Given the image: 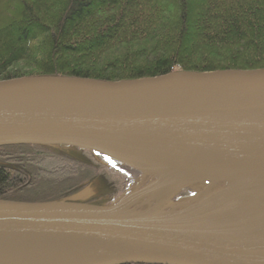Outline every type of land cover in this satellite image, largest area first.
<instances>
[{"label": "water", "instance_id": "water-1", "mask_svg": "<svg viewBox=\"0 0 264 264\" xmlns=\"http://www.w3.org/2000/svg\"><path fill=\"white\" fill-rule=\"evenodd\" d=\"M18 144L68 145L200 177L175 190L227 185L144 207L82 201L88 186L67 199L0 198V264H264V234L248 237L253 219L223 215L248 197H220L229 176L264 183V68L3 79L0 146Z\"/></svg>", "mask_w": 264, "mask_h": 264}, {"label": "trees", "instance_id": "trees-1", "mask_svg": "<svg viewBox=\"0 0 264 264\" xmlns=\"http://www.w3.org/2000/svg\"><path fill=\"white\" fill-rule=\"evenodd\" d=\"M257 68L264 0H0V80ZM121 175L86 149L0 146L1 199H67L88 186L82 201L108 204L122 190Z\"/></svg>", "mask_w": 264, "mask_h": 264}, {"label": "bare ground", "instance_id": "bare-ground-1", "mask_svg": "<svg viewBox=\"0 0 264 264\" xmlns=\"http://www.w3.org/2000/svg\"><path fill=\"white\" fill-rule=\"evenodd\" d=\"M142 169L152 171L151 167H143ZM155 173L158 175V181L153 185L156 196H159L163 192H172L177 187L190 182L197 181L200 179L199 176L183 175V174H171L169 172L156 170ZM215 178H211L214 180ZM229 185L227 192L220 196L227 200H241L245 201L246 197L249 199L247 204H241L236 210H227L223 212L225 217H236L244 216L251 217L253 219V226L255 230L253 233H248V237L258 238L261 234H264V189H257L264 183L258 184V180L229 176ZM215 183V182H213ZM222 198V199H223ZM210 206L204 208L201 212L209 210Z\"/></svg>", "mask_w": 264, "mask_h": 264}, {"label": "rangeland", "instance_id": "rangeland-1", "mask_svg": "<svg viewBox=\"0 0 264 264\" xmlns=\"http://www.w3.org/2000/svg\"><path fill=\"white\" fill-rule=\"evenodd\" d=\"M102 156L117 172L122 173L121 178L124 179L121 188L122 190L117 192L116 198L113 202L128 199V204L142 207L147 205L149 202H151L152 205H155L156 202H163L166 204L171 202H179L183 199L192 197L199 198L209 192L215 191L227 185L223 180L212 185L209 181H204L180 188L172 192H163L159 196H156V192H145V189L159 180L158 175L154 171H148L142 169L141 167L123 164L105 155ZM113 202L108 204H112Z\"/></svg>", "mask_w": 264, "mask_h": 264}]
</instances>
